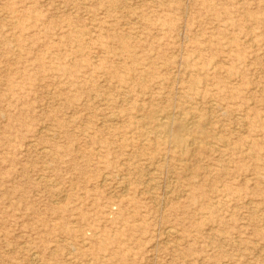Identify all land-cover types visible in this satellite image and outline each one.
<instances>
[{
  "label": "rangeland",
  "instance_id": "rangeland-1",
  "mask_svg": "<svg viewBox=\"0 0 264 264\" xmlns=\"http://www.w3.org/2000/svg\"><path fill=\"white\" fill-rule=\"evenodd\" d=\"M0 264H264V0H0Z\"/></svg>",
  "mask_w": 264,
  "mask_h": 264
},
{
  "label": "bare ground",
  "instance_id": "bare-ground-1",
  "mask_svg": "<svg viewBox=\"0 0 264 264\" xmlns=\"http://www.w3.org/2000/svg\"><path fill=\"white\" fill-rule=\"evenodd\" d=\"M157 113H158V112H156V114H157ZM153 114H154V113H153ZM164 115H165V114H164ZM158 116H159V115H158ZM162 116H163V115H162ZM181 117H182V115H181ZM183 117H184V116H183ZM154 118H155V117H154ZM156 118H157V117H156ZM163 118H164V117H163ZM178 118H180V117H178ZM178 118H177V119H178ZM191 118H192V117H191ZM205 118H206V117H205ZM159 119H160V118H159ZM167 119H168V118H167ZM189 119H190V118H189ZM206 119H207V118H206ZM154 120H155V119H154ZM175 120H176V119H175ZM181 120H182V119H181ZM198 120H199V119H198ZM156 121H157V120H156ZM162 121H163V119H162ZM164 121H165V119H164ZM169 121H170V120H169ZM188 121H189V120H188ZM199 121H200V120H199ZM201 121H203V120H201ZM179 122H181V121H179ZM186 122H187V121H186ZM186 122H185V123H186ZM193 122L195 123L196 121L193 120ZM161 123H162V125H165V127H167V126L170 125L169 122H161ZM173 123H174V122H173ZM182 123H183V122H182ZM156 124H157V122H156ZM188 124H189V123H188ZM159 125H160V124H159ZM159 125H158V126H159ZM191 126H192V124H191ZM155 127H156V126H155ZM155 127H154V128H155ZM160 127H161V126H160ZM202 127H203V126H202ZM173 128H174V127H173ZM156 129H157V127H156ZM167 129H168V128H167ZM169 129H170V128H169ZM188 129H189V128H188L187 125L182 124V125H180L179 132H180L181 134H183V135H184V134L187 135V133H188V131H189ZM162 131H163V130H162ZM205 131H206V130H205ZM165 132H168V131L165 130ZM165 132H164V133H165ZM169 133H170V131H169ZM191 133H192V131H191ZM165 134H166V133H165ZM188 134H189V133H188ZM183 135H182V136H183ZM186 135H185V136H186ZM156 136H157V135H156ZM163 136H164V135H163ZM169 136H170V135H169ZM159 137H161V136H159ZM188 137H189V136H188ZM191 137H193V136H191ZM156 138H158V136H157ZM206 138H207V137H206ZM192 139H194V138H192ZM197 139H198V138H196L195 140H197ZM162 140H163V139H162ZM195 140H194V141H195ZM198 140L200 141V139H198ZM140 142H141V141H140ZM179 142H180V141H179ZM30 143H31V142H30ZM159 143H160V142H159ZM162 143H163V142H162ZM190 143L192 144V142H190ZM190 143H189V144H190ZM199 143H200V142H199ZM201 143H203V142L201 141ZM201 143H200V144H201ZM189 144H188V146H189ZM197 144H198V143H197ZM203 144H204V143H203ZM25 145H26V144H25ZM161 145H162V144H161ZM185 145H187V144H185ZM182 147H184V146H182ZM191 147H192V146H191ZM185 148H187V147H185ZM192 149H193V148H192ZM194 149H195V148H194ZM45 151H46V149H45ZM126 188H127V187H126ZM126 192H127V191H126ZM33 259H34V258H33Z\"/></svg>",
  "mask_w": 264,
  "mask_h": 264
}]
</instances>
